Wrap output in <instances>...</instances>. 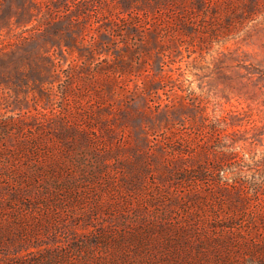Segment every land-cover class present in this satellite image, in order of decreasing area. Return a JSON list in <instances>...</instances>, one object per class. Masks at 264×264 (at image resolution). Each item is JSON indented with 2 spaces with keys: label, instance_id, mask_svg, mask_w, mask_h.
<instances>
[{
  "label": "rangeland",
  "instance_id": "374dc122",
  "mask_svg": "<svg viewBox=\"0 0 264 264\" xmlns=\"http://www.w3.org/2000/svg\"><path fill=\"white\" fill-rule=\"evenodd\" d=\"M0 264H264V0H0Z\"/></svg>",
  "mask_w": 264,
  "mask_h": 264
}]
</instances>
